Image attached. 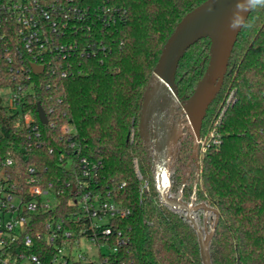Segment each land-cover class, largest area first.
Masks as SVG:
<instances>
[{
    "label": "trees",
    "instance_id": "obj_1",
    "mask_svg": "<svg viewBox=\"0 0 264 264\" xmlns=\"http://www.w3.org/2000/svg\"><path fill=\"white\" fill-rule=\"evenodd\" d=\"M205 1L76 0L86 16L78 34L71 35L79 45L64 64L66 77H35V93L15 115L0 107V157L14 158L13 181L25 187L34 176L43 188L52 185L63 191L52 212L38 215L39 227L49 220H66L80 236L82 229L85 235L91 233L84 211L72 204L79 166L69 148L71 139L80 156L100 163L97 182L89 189L130 210L127 219L114 222L127 243L110 255L111 264H203L197 235L185 216L161 205L139 122L145 91L166 42L180 21ZM246 25L201 133L208 132L233 93L219 126L222 144L203 155L197 182V201L219 212L210 247L212 264H264V7L252 9ZM202 43L206 46L201 50ZM209 51L210 41L204 39L181 60L176 78L181 99L190 98L202 79ZM14 73L0 54V89L14 85ZM38 104L47 114L46 125L40 123ZM27 111L41 132L40 147L29 151L30 131L21 119ZM65 127L72 132L66 134ZM63 153L73 162L71 170L63 166ZM30 167H35L34 175ZM144 184L149 189L142 193ZM191 193L192 188L184 195ZM75 216H83L80 226ZM109 245H119L116 235ZM40 250L44 262L50 263L54 250L42 245Z\"/></svg>",
    "mask_w": 264,
    "mask_h": 264
},
{
    "label": "built area",
    "instance_id": "obj_2",
    "mask_svg": "<svg viewBox=\"0 0 264 264\" xmlns=\"http://www.w3.org/2000/svg\"><path fill=\"white\" fill-rule=\"evenodd\" d=\"M107 12H112V9H107ZM85 16L86 10L76 0H0V54L4 55L15 71L14 85L0 89V107L9 115L21 112L25 99L35 93V77L46 73L66 77L64 64L75 54L79 45L76 40H71V35L75 36L81 30ZM33 65L43 67L44 72L36 74ZM47 88H50L49 84ZM233 95H228L211 128L201 135L200 157L203 158L209 149L220 148L222 140L219 126ZM21 119L30 131L27 150L33 146L40 147L41 132L35 116L27 111L21 114ZM64 131L70 134L72 128L65 127ZM69 148L78 159L79 166L72 204L84 211L83 216L90 221L91 233L85 235L87 231L82 229L80 236L77 231L68 228L66 220H49L39 227L36 222L38 215L52 212L63 191H55L52 185L43 188L34 176L26 181L25 187L18 185L12 176L14 158L0 157V264H46L41 257V245L54 250V257L48 264L85 261L87 264H111L110 255L118 253L120 246L127 243L121 231L116 233L114 222L127 219L130 210L113 200H103L100 193L89 189L90 184L97 182L100 163L80 156L75 140L70 139ZM61 159L66 160L67 155L63 153ZM134 163L138 178L142 180L138 161ZM63 166L71 170L73 162L66 160ZM28 172L34 175L35 167H30ZM148 189V184H144L141 192ZM83 216H75L76 226L81 225ZM115 235L119 245L111 247L109 242ZM82 238L96 244L100 250L102 247L107 248L104 254L100 251L99 263L82 255L78 261H74L66 253L72 243Z\"/></svg>",
    "mask_w": 264,
    "mask_h": 264
},
{
    "label": "water",
    "instance_id": "obj_3",
    "mask_svg": "<svg viewBox=\"0 0 264 264\" xmlns=\"http://www.w3.org/2000/svg\"><path fill=\"white\" fill-rule=\"evenodd\" d=\"M251 12L247 0H206L188 13L166 42L144 94L139 134L149 156L154 159L160 202L163 206L185 215L186 221L197 235L203 264H212L210 247L217 222L212 234L205 235L198 224L197 213L212 212L218 216L219 212L204 202L187 204L180 198L173 197L170 193V166L177 146L190 134L193 142L191 157L197 164L198 177L200 176L203 123L209 108L222 89L233 50L244 28L233 30L231 25L240 20L246 24ZM204 39L210 41L206 71L192 96L183 101L176 82L180 62L191 47ZM32 67L36 74L44 72L43 67ZM175 114L180 116L181 120L172 128ZM38 116L42 124H48L47 114L40 104ZM195 200L197 199L193 198V201ZM207 223L208 220L205 219V227Z\"/></svg>",
    "mask_w": 264,
    "mask_h": 264
},
{
    "label": "rangeland",
    "instance_id": "obj_4",
    "mask_svg": "<svg viewBox=\"0 0 264 264\" xmlns=\"http://www.w3.org/2000/svg\"><path fill=\"white\" fill-rule=\"evenodd\" d=\"M202 46H206V43H202L199 45L201 50L203 49ZM198 47V48H199ZM204 52V51H203ZM185 70V69H183ZM184 71H182L183 73ZM192 136L187 134L177 146V149L174 153L173 160L170 166V173H171V180L172 184L170 187V193L175 198H180L183 202L190 204L194 202V204L201 203L200 201H193V198L197 199V185H198V169L197 164L194 159H192ZM182 155V157H181ZM202 160V156H201ZM152 169L155 174V165L154 159L151 157ZM174 181V182H173ZM155 184L156 177H155ZM190 188H192V193L189 197L185 196V192H189ZM196 192V194H194ZM183 214L182 212H179ZM184 215V214H183ZM185 216V215H184ZM216 215L214 213L205 214L203 212L197 213V221L199 226L204 230L205 235H211L215 221ZM205 219L208 220L207 226L205 227ZM100 251L101 253H106L107 248L102 247L100 248L90 242L86 238H82L81 240H76L75 243L66 249V253L70 254L74 261L79 260V256H86L92 262L99 263L100 261ZM88 262L85 261L84 264Z\"/></svg>",
    "mask_w": 264,
    "mask_h": 264
},
{
    "label": "clouds",
    "instance_id": "obj_5",
    "mask_svg": "<svg viewBox=\"0 0 264 264\" xmlns=\"http://www.w3.org/2000/svg\"><path fill=\"white\" fill-rule=\"evenodd\" d=\"M248 5L251 9H256L259 7H264V0H247ZM247 26L243 20L235 21L231 25L233 30H237L238 28Z\"/></svg>",
    "mask_w": 264,
    "mask_h": 264
},
{
    "label": "flooded vegetation",
    "instance_id": "obj_6",
    "mask_svg": "<svg viewBox=\"0 0 264 264\" xmlns=\"http://www.w3.org/2000/svg\"><path fill=\"white\" fill-rule=\"evenodd\" d=\"M183 101H185L186 99H182ZM167 115H168V110H167ZM181 120V117L178 116L177 114H175L174 116V120L173 122L171 123L172 124V128L176 127L178 125V122Z\"/></svg>",
    "mask_w": 264,
    "mask_h": 264
}]
</instances>
